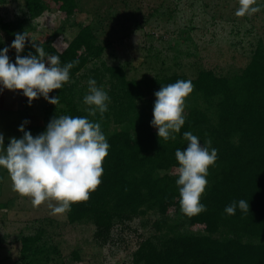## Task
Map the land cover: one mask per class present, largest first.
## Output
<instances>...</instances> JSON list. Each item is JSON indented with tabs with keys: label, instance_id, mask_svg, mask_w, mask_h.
I'll return each mask as SVG.
<instances>
[{
	"label": "trees",
	"instance_id": "obj_1",
	"mask_svg": "<svg viewBox=\"0 0 264 264\" xmlns=\"http://www.w3.org/2000/svg\"><path fill=\"white\" fill-rule=\"evenodd\" d=\"M24 6L31 21L52 9H58L66 19L79 12L78 0H24ZM26 21H7L0 13V40L2 34L27 32ZM96 38L89 23L80 26L63 51L54 46V38L49 39L46 52L59 55L61 63L74 59L78 63L70 69V80L49 92L50 96L58 95L59 102L45 108L44 124L31 125L40 133L55 115L88 116L100 122L110 144L102 162L101 183L88 200L72 204L68 223L93 224L96 239L105 242L115 226L153 213L159 215L153 223L155 234L139 242L132 264H264L263 45L259 44L241 70L228 75L199 63L187 73L179 60V71L141 79H130L121 65L93 67L83 78H94L110 96L108 110L101 117L98 112L89 115L91 106L83 100L88 86H80L78 76L105 51L106 46L96 44ZM178 47L177 42L175 49ZM24 49L26 53L30 50L27 42ZM155 56L160 55L156 52ZM177 79H190L194 88L185 99L184 125L175 139L165 140L150 124L154 92ZM184 131L197 135L201 143L210 140L211 147L218 149V159L209 167L208 185L201 196L206 210L191 216L180 208L175 182L178 173L169 172L178 168L175 150L187 146ZM242 198L249 202L248 211H224L226 205ZM172 212L176 219L202 231H181L177 224H171ZM20 240L22 264L61 263L60 250L47 241L43 227ZM73 258L81 261L78 250Z\"/></svg>",
	"mask_w": 264,
	"mask_h": 264
},
{
	"label": "rangeland",
	"instance_id": "obj_2",
	"mask_svg": "<svg viewBox=\"0 0 264 264\" xmlns=\"http://www.w3.org/2000/svg\"><path fill=\"white\" fill-rule=\"evenodd\" d=\"M255 2L260 10L243 16L235 14L239 0H78L79 12L68 19L58 9H52L32 21L24 0H0V13L7 21L27 20L26 42L33 54L31 39L44 47L54 38V46L63 51L81 25L92 23L95 43L106 48L100 57L91 60L86 72L78 75L80 86H88L89 78L83 75L103 63L126 67L130 79L179 71L177 60L187 73L198 63L224 75L241 70L260 43L264 48V0ZM1 37V47L10 46L15 38L5 34ZM177 42L179 47L175 49ZM29 52L24 49L19 55ZM8 55L15 62L14 48L9 47ZM88 90L89 86L86 94ZM18 95L21 99V92ZM23 97L28 110L0 108V133L5 145L9 137L23 135L19 125L25 120V130L34 136L39 131L31 129V125L44 124L45 108L50 102L40 96L29 103ZM169 172L177 173V169ZM11 185L7 169L0 167V264H22L20 239L35 234L40 227L46 230L47 241L59 248L60 264H132L139 242L155 234L153 223L159 215L151 213L115 226L108 241L97 240L93 224L72 225L67 220L68 211L51 214L49 202L34 206L30 197L20 195ZM51 203L55 205L57 201ZM176 217L175 212L170 214L171 224H177L181 231H202ZM75 250L80 252L81 261L74 260Z\"/></svg>",
	"mask_w": 264,
	"mask_h": 264
},
{
	"label": "clouds",
	"instance_id": "obj_3",
	"mask_svg": "<svg viewBox=\"0 0 264 264\" xmlns=\"http://www.w3.org/2000/svg\"><path fill=\"white\" fill-rule=\"evenodd\" d=\"M260 10L255 0H239L237 16L250 15ZM10 46L0 48V86L10 90H22L28 102L43 96L57 105L59 96H49L53 89H61L70 80V69L78 63L71 60L61 63L60 56L45 51L41 44L31 39L35 54L19 55L26 45L28 34L16 32ZM2 42V40H0ZM59 45V44H58ZM9 47L16 50L15 62L9 55ZM89 90L83 100L89 115L97 112L103 117L108 110L110 96L103 86H97L94 78L88 80ZM190 79H177L161 85L154 92L153 118L150 124L157 129L159 138L175 139L185 123V99L192 92ZM25 120L19 125L23 133L19 138L9 137L5 145L0 133V167L7 169L12 189L31 198L34 206L49 202L51 214H65L75 202L89 199L90 192L101 183L102 162L110 144L101 124L88 116L55 115L44 131L37 135L25 130ZM187 146L175 150L178 161L179 204L189 216L206 210L201 196L208 185V170L218 159V149L211 141L201 143L191 131H184ZM57 201L55 205L51 201ZM237 208L249 210L246 199L233 200L225 206L227 214H235Z\"/></svg>",
	"mask_w": 264,
	"mask_h": 264
},
{
	"label": "crops",
	"instance_id": "obj_4",
	"mask_svg": "<svg viewBox=\"0 0 264 264\" xmlns=\"http://www.w3.org/2000/svg\"><path fill=\"white\" fill-rule=\"evenodd\" d=\"M19 92H21V99L19 98V95L17 96ZM23 98L22 90H10L0 86V108L14 110L17 112L25 109L28 110L25 106ZM29 119L31 120L33 117H30Z\"/></svg>",
	"mask_w": 264,
	"mask_h": 264
}]
</instances>
